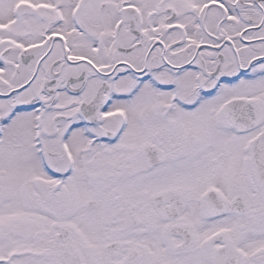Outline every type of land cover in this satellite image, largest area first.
<instances>
[{"label": "snow or ice", "instance_id": "obj_1", "mask_svg": "<svg viewBox=\"0 0 264 264\" xmlns=\"http://www.w3.org/2000/svg\"><path fill=\"white\" fill-rule=\"evenodd\" d=\"M0 264H264V0H0Z\"/></svg>", "mask_w": 264, "mask_h": 264}]
</instances>
